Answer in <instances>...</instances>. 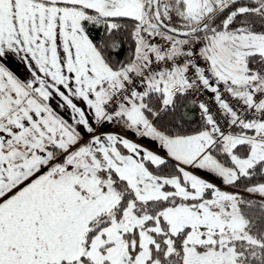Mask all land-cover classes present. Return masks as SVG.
Instances as JSON below:
<instances>
[{
    "label": "snow or ice",
    "instance_id": "6c2138e0",
    "mask_svg": "<svg viewBox=\"0 0 264 264\" xmlns=\"http://www.w3.org/2000/svg\"><path fill=\"white\" fill-rule=\"evenodd\" d=\"M0 264H264V0H0Z\"/></svg>",
    "mask_w": 264,
    "mask_h": 264
}]
</instances>
